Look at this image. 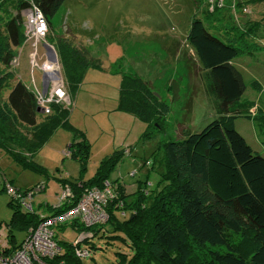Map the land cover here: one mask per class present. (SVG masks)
I'll use <instances>...</instances> for the list:
<instances>
[{
  "label": "rangeland",
  "instance_id": "rangeland-1",
  "mask_svg": "<svg viewBox=\"0 0 264 264\" xmlns=\"http://www.w3.org/2000/svg\"><path fill=\"white\" fill-rule=\"evenodd\" d=\"M247 1L253 0H226L223 10L208 18L209 15L203 14V8L207 13V0H66L52 20L54 31L48 27L46 41L41 43L39 49H33L36 41L27 34L25 44L31 45L30 55H39L43 62L47 59L43 46H48L51 50L49 53L53 55L51 59L55 61L58 59L55 44L48 43L47 39L51 33L66 36L98 61L101 68L89 70L78 93L74 95L68 92L63 66L59 62L61 70L58 78L66 90L60 107L70 113V124L80 132L73 140L72 134L61 128L35 155V161L50 170L51 178L45 179L43 175L23 171L14 163H6L2 152L0 191L3 184L11 183L12 179L19 186H43L44 190L34 195V215L29 214L39 219L62 211H57L62 189H67L70 195V203L67 205V200L61 206L66 211L80 199L103 208L105 205L95 201L90 193L92 190L114 196L110 204L120 197L126 199L127 204L136 203L143 198L142 194L154 190L160 179L159 173H164L168 168L163 145L180 141L184 131L201 132L217 119L213 100L205 90L201 66L192 47L186 42L194 16L211 27L221 19L234 32L244 34L241 44L248 50L237 60V64L246 87L242 99L244 104L240 109L246 110L249 117H239L235 129L255 152L264 157V0H255L254 5H249V15L237 8L242 2H245L243 7H247ZM13 4L0 6L1 32L5 29L2 20L11 13ZM30 5L35 4L31 1ZM43 62L37 61V64L40 66ZM32 64L30 62L31 76L36 75L37 83L43 76L42 87L36 89L31 83L29 64L24 66L26 79L23 78V82L34 89L41 99L51 98L53 93L45 84L43 69H33ZM129 76L141 77L148 82L154 94L169 107L168 113L159 118V125H150L151 135L146 139L143 137L147 127L143 122L131 114L116 111L122 80ZM8 93L9 90L6 96ZM48 108L50 113L46 115H51L53 106L49 105ZM79 147L87 150V165L84 168L69 156ZM116 153L120 154L119 158L114 157ZM7 160L10 159L7 157ZM97 174H107L105 180L109 185L100 183L89 189L87 182H96ZM57 179L76 184L83 182L81 186L85 188L77 195L72 184L62 182L64 184L59 187ZM10 201L6 192H0V241L5 242V236L10 234L15 236L16 245H21L27 232L34 226L27 230L26 227L12 225L17 207L11 206ZM109 206L106 209L108 216ZM39 207L42 210L39 211ZM117 225L116 221L113 224L110 219L108 224L97 225L93 230L90 229L92 226L82 228L78 224H74V227L58 226L55 228L56 238L74 247L80 244L84 249L95 245V249L90 248V256L83 259V264H117V253L130 252L121 239L110 238ZM231 239L235 242L238 237L231 236ZM8 245L15 250L11 243ZM192 250L199 264L208 263L212 251L225 253L224 249H202L193 244Z\"/></svg>",
  "mask_w": 264,
  "mask_h": 264
},
{
  "label": "trees",
  "instance_id": "trees-1",
  "mask_svg": "<svg viewBox=\"0 0 264 264\" xmlns=\"http://www.w3.org/2000/svg\"><path fill=\"white\" fill-rule=\"evenodd\" d=\"M31 1L53 32L52 20L66 0H0V6L14 3L3 22L5 35L0 33V151L6 160L8 157L25 169L47 174L33 161L35 155L61 128L68 130L73 140L80 130L70 124V113L60 104H52V114L46 115L38 104L37 93L13 70L15 48L20 47L26 37L23 14L31 7ZM222 1L221 6L215 4L211 10L210 0H207V13L203 8V14L209 18L223 10L226 0ZM244 3L237 8L249 15V5L256 1H247V7H243ZM219 20L211 27L194 16L186 37L201 66L205 90L213 100L217 119L201 132L184 131L180 141L163 145L168 168L159 173L154 190L142 194L143 198L136 203L127 204L126 199L120 197L122 207H118L116 201L110 204L108 222L112 219L113 224L118 223L110 238L121 239L130 250L127 254L117 253V264H199L194 259L192 244L202 249L225 250V253L210 252L211 260L204 264H264V157L235 129L239 117H249L246 110L240 109L246 87L237 64L248 49L241 44L244 34L234 32ZM47 42L55 44L67 89L72 95L78 93L89 70L101 68L98 61L71 38L51 33ZM116 111L131 114L143 122L147 127L143 137L146 139L151 135L150 125H159V118L168 113L169 107L154 94L148 82L129 76L122 80ZM82 135L85 138L84 133ZM69 154L81 168L87 165L86 149L79 147ZM119 156V153L114 155ZM98 175L96 182H87L89 189L107 181V174ZM61 181L72 184L77 195L85 188L81 186L83 182ZM7 184L15 187L7 182L0 192H6ZM10 205L17 207L12 225L28 230L38 224V218L24 214L12 199ZM74 224L78 223L67 225ZM95 228L97 226L90 229ZM231 236L238 240L233 242ZM7 238L12 249L20 246L16 245L14 235L9 234ZM59 244L63 252L53 264H83L75 255L79 243L75 248L70 243ZM90 248L87 250L91 253Z\"/></svg>",
  "mask_w": 264,
  "mask_h": 264
},
{
  "label": "built area",
  "instance_id": "built-area-1",
  "mask_svg": "<svg viewBox=\"0 0 264 264\" xmlns=\"http://www.w3.org/2000/svg\"><path fill=\"white\" fill-rule=\"evenodd\" d=\"M222 2V0H210V9L213 10L215 4L221 6ZM47 31L48 24L45 17L36 5H32L25 11V33L36 41L37 45L33 47L34 50H38L40 45H42L41 43L46 41ZM45 54L47 59L40 66L37 64V61L41 60L39 55L31 54L30 57L32 60L31 64H34V66L32 64L33 69H36V67L43 69L45 84L51 90L50 92L53 93L51 98L45 99H41L39 94H37L38 104L42 107L44 113L49 114L50 110L48 106L54 103L61 104L60 100L66 96V90L61 85L60 78H58L61 70L58 59L52 60L53 55L49 53V50L45 49ZM47 95L49 96V92ZM104 184L105 186L109 185L107 182ZM43 190L44 187L40 185L21 193L12 185H6V193L10 199L16 202L21 210L27 214H34L32 204L34 195ZM61 191L58 197L57 203L60 205L57 206V211H62L51 216H41L38 224L27 232L26 238L17 249L11 250L8 243H0V264H53V261L63 252L56 238V227L71 223L94 227L108 222L109 216L106 209L110 205L109 201L115 199L114 196H105L99 190H92L90 193L95 197L97 203L105 205L103 208L97 204L93 205L92 203L85 202L84 199H80L69 211H66L65 207L61 206L63 202L68 200L70 195L67 189L64 191L62 189ZM115 201L118 203V207L123 206V202L120 199ZM69 203L70 201L68 200L67 205ZM75 255L78 259L83 260L90 256V251L86 248L77 247L75 248Z\"/></svg>",
  "mask_w": 264,
  "mask_h": 264
},
{
  "label": "crops",
  "instance_id": "crops-1",
  "mask_svg": "<svg viewBox=\"0 0 264 264\" xmlns=\"http://www.w3.org/2000/svg\"><path fill=\"white\" fill-rule=\"evenodd\" d=\"M0 16H2V15H0ZM9 16V15H8ZM24 20H25V16H24ZM3 22L5 21V18H3V20H2ZM0 33H2L3 35H5V29H3L2 30V32L0 31ZM26 36V35H25ZM25 42H26V37H25V41H24V43L20 46V47H18V48H15V53H16V57H15V60H14V62H13V65H14V67H13V70L15 71V72H17V75H18V77H19V79H21L22 80V82L24 81L23 80V78L24 79H26V74L24 75L23 74V72H24V66H25V64L28 66V64H29V67H30V62H31V59H30V51H31V45L29 44V45H27V44H25ZM78 43L80 42L79 40L77 41ZM45 48V47H44ZM15 62H16V64H15ZM40 62H43V59L41 58V60H40ZM39 71V70H38ZM29 74H30V81H31V83L33 84V86H34V88L36 87V89H38L39 87H42V84H43V76H42V79H40V81H38V83H37V80H36V75H35V77L33 76H31V67H30V72H29ZM24 83V82H23ZM25 84V83H24ZM26 85V84H25ZM29 88V87H28ZM29 89H31L32 91H34L35 92V90L34 89H32V88H29ZM40 120H41V118H40ZM51 140H49L46 144H48L49 142H50ZM46 144L42 147V149L38 152V153H40L43 149H44V147L46 146ZM37 153V154H38ZM1 154V153H0ZM3 158V157H2ZM4 159V158H3ZM4 160H6V159H4ZM33 161L42 169H44V170H46L47 171V174H45V173H42L41 171H33V170H29V169H25L24 167H22V166H20V165H18L17 163H15V162H13V161H11V160H6V163L8 162L10 165H12L13 163L16 165V166H18L19 168H21L23 171H29V172H31V173H35V174H39V175H43L44 177H45V179L46 178H51V173H50V170L49 169H47V168H45V167H43V166H40L36 161H35V159H33ZM47 182V181H46ZM57 182L59 183V187L62 185V184H64V183H62V181L61 180H58L57 179ZM11 183L16 187V188H19V189H22V190H24V191H27V190H29V189H31V188H33V186L35 185H33V184H22V186H19V185H17L16 184V182H15V180L14 179H12L11 180ZM40 210H42L40 207H39V211ZM45 216H47V215H45ZM7 237L5 236V242H1V243H9V240H8V238L6 239ZM60 242V241H59ZM81 247H83V246H81Z\"/></svg>",
  "mask_w": 264,
  "mask_h": 264
},
{
  "label": "water",
  "instance_id": "water-1",
  "mask_svg": "<svg viewBox=\"0 0 264 264\" xmlns=\"http://www.w3.org/2000/svg\"><path fill=\"white\" fill-rule=\"evenodd\" d=\"M45 49L46 50H49V51H51L50 49H49V47L48 46H45ZM157 97H158V95L157 94H155ZM38 112H41L40 110H38Z\"/></svg>",
  "mask_w": 264,
  "mask_h": 264
},
{
  "label": "bare ground",
  "instance_id": "bare-ground-1",
  "mask_svg": "<svg viewBox=\"0 0 264 264\" xmlns=\"http://www.w3.org/2000/svg\"><path fill=\"white\" fill-rule=\"evenodd\" d=\"M62 247V246H61Z\"/></svg>",
  "mask_w": 264,
  "mask_h": 264
}]
</instances>
